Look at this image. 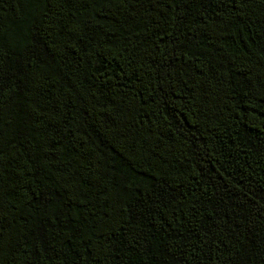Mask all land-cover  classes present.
Here are the masks:
<instances>
[{
  "label": "trees",
  "instance_id": "1",
  "mask_svg": "<svg viewBox=\"0 0 264 264\" xmlns=\"http://www.w3.org/2000/svg\"><path fill=\"white\" fill-rule=\"evenodd\" d=\"M0 67V264H264V0H0Z\"/></svg>",
  "mask_w": 264,
  "mask_h": 264
},
{
  "label": "snow or ice",
  "instance_id": "2",
  "mask_svg": "<svg viewBox=\"0 0 264 264\" xmlns=\"http://www.w3.org/2000/svg\"><path fill=\"white\" fill-rule=\"evenodd\" d=\"M69 2H74V0H69ZM35 47H36V51L33 53V55L36 57V59L40 60V62L43 63V60L41 59V57L45 55V52L39 40H37ZM30 67H34V65H31L30 62L28 65H25L26 70ZM5 76H6V73H4L3 68L0 67V88H2L5 84L9 83V80L5 79ZM61 215H63V213H61ZM61 223L65 230H69L74 233V238L76 239L81 238L83 228H84L83 224L76 225L71 219H69L67 223H64L63 221H61ZM4 247H5L4 238H3L2 233H0V253H3ZM34 252L39 253L40 249L36 248L34 249ZM55 258L58 259L59 257H55ZM36 259L37 261H39L41 257L37 256Z\"/></svg>",
  "mask_w": 264,
  "mask_h": 264
}]
</instances>
